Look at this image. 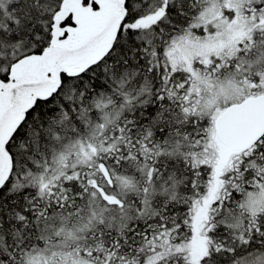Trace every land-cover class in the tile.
Listing matches in <instances>:
<instances>
[{
	"label": "snow or ice",
	"instance_id": "1",
	"mask_svg": "<svg viewBox=\"0 0 264 264\" xmlns=\"http://www.w3.org/2000/svg\"><path fill=\"white\" fill-rule=\"evenodd\" d=\"M0 264H264V0H0Z\"/></svg>",
	"mask_w": 264,
	"mask_h": 264
}]
</instances>
